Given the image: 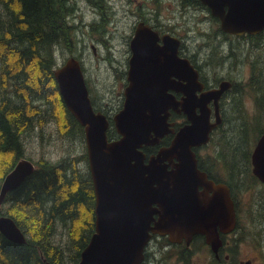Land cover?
Masks as SVG:
<instances>
[{
  "label": "trees",
  "instance_id": "1",
  "mask_svg": "<svg viewBox=\"0 0 264 264\" xmlns=\"http://www.w3.org/2000/svg\"><path fill=\"white\" fill-rule=\"evenodd\" d=\"M88 1L99 9L97 19L89 25L91 34L94 35L92 39L107 43V35L116 33L106 25L110 21L113 7L107 8L104 0ZM180 1L179 11L182 16L192 10H203L206 12L204 19L216 23V29L214 26L209 27L203 40L211 48L209 53H205L211 69L215 72L222 71L231 64V67L237 68L247 58L251 63L252 76L249 81L233 83L230 102L225 104V122L221 134L216 137V144L218 150H222L218 164L226 169V182L239 187L243 199L251 196L254 202L252 210L256 209V213L261 211L260 219L263 218L264 222V184L254 175L252 167L255 144L264 133V58L253 56L254 51L248 45L252 48L256 46L258 51V46L264 43V31L258 35H248L253 41H243L242 45L226 38L230 35L221 30L220 20L211 14L201 0ZM70 2L71 0H0V185L16 162L25 157L24 137L37 128L40 130L42 124L37 127L35 119L43 121V114L48 116V121L49 115L54 118V109L57 110L61 120V134L79 136L85 143L84 127L67 108L55 77V71L60 67L55 57L58 44L75 39L74 24L70 19V12H74L75 8ZM126 2L129 3L130 0ZM153 4L155 10L152 16L147 15L146 11L138 10L140 19L153 23L154 28L161 32L187 35V30L185 33H177L178 31L167 28L160 20L163 0H153ZM207 10L210 11L209 15ZM193 16L196 20V13ZM189 28L192 29V25ZM129 40L130 37L128 44ZM246 45L248 47L245 48ZM226 54L231 57L227 58ZM237 86L248 87L249 90L244 92L243 89H236ZM247 94L254 95L255 114H251V109H247L243 102ZM92 101L94 103V96ZM101 104L103 111L109 113L110 108ZM107 133L109 138L117 137L112 118ZM83 161H86V165L82 169L80 162ZM33 163L35 171L4 198L10 207L29 214L30 219L22 221L14 215L6 214L25 233L26 242L14 243L0 232V264H78L82 251L95 231L93 180L89 169L85 168L88 164L87 150L78 157H62L56 161L42 158ZM250 178L255 182L250 183ZM259 187L261 193L255 202ZM244 192L247 193L244 195ZM248 208L251 209V205ZM59 227L68 232V245L65 247L52 238ZM247 228L248 225H243L244 234ZM244 234L242 242L245 240ZM181 249H174L172 257L178 256L180 260H184L194 253L193 248ZM227 251L230 259L226 260V264H237L236 259L232 260L233 253H238L237 248L232 246ZM149 254L147 250L148 259L146 257L142 264H168L166 255L164 259L155 262L149 259ZM213 260L222 264L214 255Z\"/></svg>",
  "mask_w": 264,
  "mask_h": 264
},
{
  "label": "water",
  "instance_id": "2",
  "mask_svg": "<svg viewBox=\"0 0 264 264\" xmlns=\"http://www.w3.org/2000/svg\"><path fill=\"white\" fill-rule=\"evenodd\" d=\"M201 1L220 19L221 29L228 34L255 35L264 31V0ZM181 42L170 34L160 36L145 22L138 24L131 41L124 105L114 117L118 139L109 140V122L104 114L94 109L81 62L71 57L55 71L67 108L85 129L96 196L95 231L78 264H142L153 234L170 235L172 242H176V238H186L188 243L192 235L204 234L217 253L221 242L212 225H226V230L234 225V210L227 189L223 201L217 194L220 218L210 220V228L206 221L193 214L196 195L189 214L183 202L175 199V193L180 192L175 182L176 174H193L195 183L207 181V174L197 166L192 147L207 143L212 130L220 125L219 104L216 105L217 119L211 122L208 103L213 99L217 102L222 92L230 87V82L226 81L220 88L198 97L196 91L202 89L198 71L189 59L179 55ZM167 70L170 71L166 73ZM172 76L177 78L173 86ZM171 86L185 93L187 97L183 103L177 102L175 95L168 92ZM170 108L187 113L190 124L181 129L170 146L160 149L146 161L143 147L159 144L172 130L168 121ZM174 158H178L173 164L178 170H169L165 161H174ZM252 163L254 174L264 182V133L257 140ZM34 171L35 164L31 160H18L2 180L0 205L6 194ZM208 183L219 192V185L213 181ZM0 232L14 243L26 242L25 233L10 216L0 215Z\"/></svg>",
  "mask_w": 264,
  "mask_h": 264
},
{
  "label": "rangeland",
  "instance_id": "3",
  "mask_svg": "<svg viewBox=\"0 0 264 264\" xmlns=\"http://www.w3.org/2000/svg\"><path fill=\"white\" fill-rule=\"evenodd\" d=\"M104 2H106L107 8L111 9V7H113L110 21L106 24L107 28H110L116 33L114 35H107V43H100L92 39L94 35L91 34L89 25L97 19L99 9L93 7L88 0H71L70 5L75 8L73 9L74 12H70L72 14L70 19L74 24L73 32L75 39L74 41L61 42L58 44L55 50V57L58 66L63 65L66 60L71 57H76L81 60L85 68L84 73L86 79L89 80L91 96H94V99L96 98L97 101L99 100L103 104H113L116 102L115 99H117L118 102V92L121 88V84L125 81L124 78L122 79L120 76L131 54L128 44L129 35L132 33L136 22L140 20L144 21V19H140L141 14L138 10L146 11L147 15L152 16L155 8L153 0H130L129 3H127L126 0H104ZM180 5V0H163L160 20L166 24L167 28H174L176 30L175 32L178 31L177 33H185V30H187V35H185L184 39L188 48H190L192 52H198L199 55L204 58L205 53H209L211 49L208 43L203 42L206 37L204 33L209 31L208 28L211 26H214L216 29V23L214 21L205 20L204 16L206 12L203 10L200 12L192 10V12L182 16L179 11ZM194 13L197 15L196 20L194 16L192 17ZM207 15H209V13H207ZM149 20L151 21V19ZM190 25H192V29L189 28ZM243 40H245V38L238 39L242 45ZM248 45L250 50L254 51L253 56L264 58V46H262L264 43L258 46V51H256V46L252 48L250 44ZM246 47L248 46L246 45L245 48ZM226 56L227 58L231 57L229 54H226ZM248 60V58L245 59L237 68H229L230 65L227 67V70L232 76L238 78L236 80H241L245 83L249 81L252 66L250 71V62H248ZM242 89L244 92L249 90L248 87L245 88L244 86ZM245 103L247 109H251V114H255V98L253 94L245 95ZM100 107L102 106L100 105ZM111 111L110 109L109 112ZM54 112L56 113L54 118L49 115L48 121V116L45 114H43L42 117L43 121L41 119H35L37 127L39 124H42L40 130H43V132L37 128L35 132L28 133L24 137L26 146L24 158L32 162H36L42 158L56 161L62 157H78L87 150L86 144L81 137L64 136L61 134V120L57 114L58 111L54 109ZM221 132L222 131L218 132L216 137H218ZM215 149L218 150V147ZM85 162L86 161H83L81 166H85ZM249 167L248 165V169ZM253 182L255 181L250 178V183ZM260 190L259 187V192L255 196V202L257 201L258 195L261 193ZM246 193L247 192H244V195ZM241 204L243 205L242 209L246 210L248 205H251L252 210L254 202L251 196H246ZM0 212L3 215H14V217H18L20 221L30 219L26 211H20L10 207L9 202L7 203L5 201L0 205ZM242 225H248L245 234L243 233L245 235V240L242 242L241 247H239L238 253H233L232 260L236 259L237 264L246 263L247 261H251L253 264H264L263 220L253 221L250 220V218L247 219L243 217ZM67 234V230L64 232L62 227H59L52 238L55 242L61 243L65 247V245H68ZM148 246L147 250L150 253L149 256L151 255L149 259L155 262L164 259L166 255L168 257L166 260L168 264H217L215 260H213V254H209L208 250H205V247L200 241L196 242V245L193 247L194 253L190 257H185L184 260L177 259L175 256L172 257L175 248L166 246L162 243V240L158 242L157 239H153Z\"/></svg>",
  "mask_w": 264,
  "mask_h": 264
},
{
  "label": "flooded vegetation",
  "instance_id": "4",
  "mask_svg": "<svg viewBox=\"0 0 264 264\" xmlns=\"http://www.w3.org/2000/svg\"><path fill=\"white\" fill-rule=\"evenodd\" d=\"M207 11L210 14V11L209 10H207ZM140 22H142V20H140L136 24H134L133 31L129 35V37H130L129 49H130L131 54L127 59L126 67L124 68L123 72H121V76L123 74L122 79L124 78L125 81H124V83L121 84V88L119 89L118 96H117V98L119 97L118 102H117V99H115L116 102L113 104L106 103V105L112 110L111 112L107 113V112L103 111V108L100 107V105H102V104L99 100L96 102V99H94V103L92 101L95 111L101 112L102 114H104L106 116V118L109 122L108 130L111 127V118H112L113 123L115 125L114 117H115L116 113H118L124 105V101H125L124 90L126 89V86L129 84L128 75H129V70H130V59H131V55H132L131 41H132V38L135 34L136 28ZM144 22L146 24H149L154 30L158 31L160 36H163L166 33L171 34L173 36H177L174 34V32H171V31L161 32L159 29L154 28V26L151 25L152 23H149L146 21H144ZM229 35H230V37H226L228 40H235V41L239 42L238 39H236L234 37L237 35H232V34H229ZM248 35H253V34H244V35H240L238 37H241V36L246 37L245 40H243V41H253L252 38L247 37ZM255 35H258V34H255ZM179 38L182 41L181 46H180L179 55L183 58L189 59L191 64L198 71L199 84L202 87V89L200 88V90L196 91V94L198 97H200L204 92L220 88L221 84L223 82H226V81L230 82V87H227L222 92V94L218 97L217 102L213 99L208 103V107L211 110V112H210L211 122H215L217 119L216 118V105L219 104V112H220V118H221L220 125H218L215 129L212 130V132L210 133V140L207 143L201 144V145H196V146L192 147V151L195 153V156L197 159V166L201 172H205L207 174V181L202 182V183H198V182L195 183V176L193 174L192 175L176 174L175 182L180 187V192L177 191L175 193V199H176V201L181 200L183 202V204L185 205L184 209L187 212V214H189L192 210V207H193V206H191V202L194 201L195 195H196L197 196V200H196L197 203L194 205L193 214L199 220L206 221V223L208 224V227L210 228V226H211L210 220L216 221L220 218L219 217L220 215L218 213L219 208L217 207V202H216L217 194H219L218 199L223 201V198H225V196H226V189H227L228 199L231 200L233 210H234V221L235 222H234L233 226H230L229 230H226L227 229L226 225H221L220 223H216V224L212 225V227L214 229L216 228L215 231L218 233V237H219V240L221 242V246L218 248L217 253L213 251L212 245L208 240V236L204 235V234L192 235V238H191L189 243H188L186 238H183L180 240L178 238H176L177 241L172 242L170 235L161 236L159 234H153L151 241L153 239H157L158 242H159V240H162V243L165 244L166 246H171V247H174L175 249H181L182 248V249H186V250L193 248L196 245V242L201 241V243L204 244L205 250H208L209 254H213L214 258L217 259L218 262H220L222 264H226V260L229 261V259H230L229 254H228L230 250L229 251H227V250L232 246L234 248H237V250L239 249V247H241L242 235H243V225H242L243 217H246L247 219L250 218V220H253V221L263 220V218L260 219L261 215H262L260 210H259L260 211L259 213H256L257 212L256 210H251L249 208H247L246 210L242 209L243 205L241 203L244 200L243 199V193L239 190V187H237L236 185L232 186L226 182V178H227L226 169H225V167H221L220 164H218V158H219V156H221L222 150L219 151V150L215 149L217 147L216 135L218 132L222 131V125L224 124L225 118H226L227 107L225 104H226V102L227 103L230 102L229 99L231 98L230 93L232 92V87L234 86L233 83L238 84L241 80H236L238 78L232 76V74L227 70L226 67H224V69L222 71H216L215 72L213 69H211L210 61L208 59H206V57L203 58L199 55L198 52H192L190 50V48H188V45L184 39L185 36L179 35ZM248 62H250V61L248 60ZM81 65H82L83 72H84L85 68L83 67L82 61H81ZM232 65L233 64H231V66ZM231 66L229 68H233ZM249 67H250V71H251V63H250ZM169 71L170 70H167L166 73H168ZM84 76L86 79L85 73H84ZM121 76H120V78H121ZM251 76H252V71H251ZM86 82H87V86H88V89L90 92L91 90H90L89 80L86 79ZM170 83L173 86L175 83H177V78L175 76H172L170 78ZM172 86H171V88H169L168 92L175 95L177 102L180 101L181 103H183V99L186 98L187 96L185 95V93L182 90L172 88ZM242 87L243 86H237L236 89L241 90ZM90 95H91V92H90ZM91 99H92V97H91ZM243 102L245 103V97L243 98ZM181 108L182 107L179 106V109H181ZM196 111H197V113H200V107H197ZM168 121L172 124L171 125V129H172L171 132L166 134L161 139L159 144L143 147V150L147 156L146 161H148L150 156L157 155L159 153L160 149L170 146L172 144V142L174 141L175 137L177 136V134L181 131V129L190 124V120L188 118L187 113H185L184 111H181V110L174 109V108H170V115H169ZM115 129H116V127H115ZM84 132H85V129H84ZM118 138H120L119 134H117V137H115V138H112V137L109 138V140L118 139ZM85 143H86V137H85ZM86 148H87V144H86ZM87 154H88V152H87ZM177 159L178 158H174V161H165L167 166H169L168 167L169 170H178L177 169L178 167L173 166L174 163L178 162ZM80 163H82V162H80ZM81 168L83 169L84 166H81ZM85 168L89 169V159H88L87 167H85ZM89 172H90V169H89ZM193 180H194V182H193ZM209 181H213L215 185H219V192H217L216 189L210 187V184L208 183ZM197 183H198V185H197ZM191 186H193V188ZM92 187L94 189L93 185H92ZM94 193H95V190H94ZM95 204H96V196H95ZM223 212H224V215L227 217L228 216L227 210L224 209ZM155 217H158V215L155 214ZM146 251H145V260L147 257ZM175 257L178 258V256H175ZM147 259H148V257H147ZM241 264H253V263L251 261H247L246 263H241Z\"/></svg>",
  "mask_w": 264,
  "mask_h": 264
}]
</instances>
